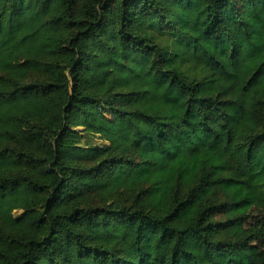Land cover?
Returning <instances> with one entry per match:
<instances>
[{
	"label": "trees",
	"instance_id": "16d2710c",
	"mask_svg": "<svg viewBox=\"0 0 264 264\" xmlns=\"http://www.w3.org/2000/svg\"><path fill=\"white\" fill-rule=\"evenodd\" d=\"M0 264H264V0H0Z\"/></svg>",
	"mask_w": 264,
	"mask_h": 264
},
{
	"label": "rangeland",
	"instance_id": "374dc122",
	"mask_svg": "<svg viewBox=\"0 0 264 264\" xmlns=\"http://www.w3.org/2000/svg\"><path fill=\"white\" fill-rule=\"evenodd\" d=\"M91 141L92 142H98L99 144H103L104 143V141L101 139V138H99L98 136H93V137H91Z\"/></svg>",
	"mask_w": 264,
	"mask_h": 264
}]
</instances>
